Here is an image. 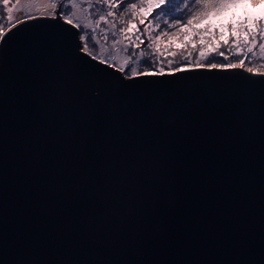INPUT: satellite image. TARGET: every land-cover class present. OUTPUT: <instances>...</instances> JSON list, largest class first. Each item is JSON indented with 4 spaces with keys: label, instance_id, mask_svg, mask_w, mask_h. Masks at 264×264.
Instances as JSON below:
<instances>
[{
    "label": "water",
    "instance_id": "obj_1",
    "mask_svg": "<svg viewBox=\"0 0 264 264\" xmlns=\"http://www.w3.org/2000/svg\"><path fill=\"white\" fill-rule=\"evenodd\" d=\"M58 12L0 39V264H264L260 70L131 78Z\"/></svg>",
    "mask_w": 264,
    "mask_h": 264
},
{
    "label": "rangeland",
    "instance_id": "obj_2",
    "mask_svg": "<svg viewBox=\"0 0 264 264\" xmlns=\"http://www.w3.org/2000/svg\"><path fill=\"white\" fill-rule=\"evenodd\" d=\"M45 1H48L45 2ZM122 11H116L109 5L97 3V0H65L64 7L67 9L69 6L72 8L70 14L71 18L78 20L81 24L88 26V31H91L95 40L99 43L96 47H90L89 51L97 55H100V60L104 61L105 58L111 59V64L122 67L125 61L129 59L128 44L129 41L124 38V33L120 31L121 28H128L129 21L135 23L141 32L144 31L146 25L150 27L149 33H145V44L151 45L150 48H146L145 45H141L139 49H131L133 53H137L134 59L130 60V65L137 68V70H148L146 65L140 64L139 52L143 51L146 56H151L155 53V71H159L160 68L164 70H176L197 67V64H204L208 67L209 59L216 63H237L241 56L235 55L238 47L242 48L243 52L249 56V60L245 61L243 68L253 67L254 71L260 70V73H264V49L259 48L260 43H264V4L260 3V0H248L247 6H241L238 9H230L227 12L216 17H209L206 20L194 21L193 25L189 26V31L180 32L178 29L181 25L186 24L187 19L193 16H201L203 12L210 10V7L215 6L218 0H197V3L192 5L190 9H187L188 15H183L182 11H173L170 16H163L154 20L153 17L159 9H155L152 12L142 11L148 7L147 0H130V3L137 5L136 9H132L130 3L125 5L123 0H119ZM60 0H9V5L2 6L0 3V20L3 21V27L5 30L10 25L8 16L12 17V22H16V17L21 16L26 18L28 16H36L51 12L59 11ZM258 6V7H257ZM257 7V8H255ZM11 8V12L8 9ZM180 8L183 10L184 5L181 4ZM108 11H116L114 17H108L107 21H99V27L96 24L100 15H106ZM135 12L133 17L132 13ZM233 13L235 17L233 18ZM182 17L178 24L172 17ZM145 19L144 24H140L141 19ZM233 23L242 20H257L259 26L257 28V46L253 52L248 53V47L251 45L244 44V36L241 34L239 46L232 42V31L228 27L221 28V25H227L229 20ZM162 21H167L168 24L174 25L172 28H166ZM115 23V28L112 24ZM156 24L160 25V28L164 30L167 35H163L160 40H156V36L160 34L159 30L155 27ZM208 32H205L206 28H209ZM221 33L223 38H221ZM84 33L78 29V35ZM107 36V40L103 37ZM133 43L135 30L132 33ZM203 37V42L202 41ZM251 40V37H248ZM229 42L228 45L224 44V41ZM116 41H119L117 43ZM84 42L80 40V47ZM230 46L227 59L218 55L219 52H223ZM216 48L217 52L212 53L210 50ZM123 49V50H122ZM205 52V56L199 55L200 51ZM175 53V55H172ZM127 69H125L126 71ZM124 73V72H122Z\"/></svg>",
    "mask_w": 264,
    "mask_h": 264
},
{
    "label": "snow or ice",
    "instance_id": "obj_3",
    "mask_svg": "<svg viewBox=\"0 0 264 264\" xmlns=\"http://www.w3.org/2000/svg\"><path fill=\"white\" fill-rule=\"evenodd\" d=\"M148 2V7L146 9H142V11L146 12H152L155 9H159L158 12H156V15L153 17L154 20L159 19L160 17L163 16H170L173 11H182L183 15H188L187 9H190L192 5L197 3V0H147ZM97 3L104 4V5H109L112 8L116 9V11H122L123 9L120 7V2L119 0H97ZM123 3L125 5L130 3V0H123ZM248 0H218V3L215 6L210 7V10L203 12L201 16H193L192 18L187 19L186 24L181 25V27L178 29L180 32H187L189 31V26L193 25L194 21H199V20H206L209 17H216L220 16L221 14L227 12L230 9H238L241 6H247ZM260 3L264 4V0H260ZM65 0H60V4L58 6L59 12L58 14L60 17L63 19V21L68 24L72 25L73 27L79 29L81 32H83V35H80V40L83 41L84 43L81 45V50L86 54L90 55V47H96L97 44L99 43L98 41L95 40L93 34L91 31H88V26L81 24L78 20H75L71 18L70 14L72 12L71 6H69L67 9L64 7ZM184 5V9L182 10L180 8V5ZM3 5L7 6L9 5V0H3ZM130 6L132 9H136L137 5L135 3H130ZM9 12H11V8L8 9ZM116 11H108L106 15H100L99 20L96 24V27H99V21H107L108 17H114L116 15ZM135 12L132 13L133 17L135 16ZM56 13H54V16ZM235 17V13H233V18ZM28 19H33L34 17L28 16ZM173 19L176 20V22L179 24L180 20L182 17H172ZM145 19L140 20V24L145 23ZM264 19V18H262ZM8 20L10 22V25L5 28L3 27V21L0 20V39H4V37L7 35V33H10L12 28L16 27V23L12 22V17L8 16ZM16 22L18 23H23L24 18L21 16L16 17ZM164 26L166 28H172L174 25L168 24L167 21H162ZM259 21L257 20H242L238 21L236 23H233L232 20L230 19L227 23V25H221V28L223 27H228L232 31V42L236 45L239 46L240 44V37L241 34L244 36V44L245 45H251V47H248V53L253 52L254 48L257 46V28L259 26ZM112 27L115 28V23L112 24ZM150 27L146 25L144 28V31L141 32L138 26L133 23L132 21H129V26L128 28H121L120 31L124 33V38L129 41L128 44V50H129V59L125 61L124 66L120 67L118 70L121 72H124L125 75L130 76L131 78L137 77V76H149V75H156V74H163L164 69L160 68L159 73L155 71V53H152V55L146 56L143 51L139 52L138 55L140 57L139 63L146 65L148 70H137V68L132 67L130 65V60L134 59L137 53H133L131 49H139L141 45H145L146 48H150L151 45L145 44V33H149V38H150ZM155 27L159 30L160 34L156 36V40H160L163 35H167V33L164 32L163 29L160 28L159 24H156ZM209 28L205 29V32H208L210 30ZM135 30V36L134 40L136 41L133 43V36L132 33ZM264 31V30H262ZM248 37H251V40L248 39ZM105 40H107V36L105 35L103 37ZM221 38H223V34L221 33ZM6 42V41H5ZM119 43V41H116ZM203 42V37L202 41ZM225 45H228L229 42L227 40L224 41ZM259 48L264 49V43L259 44ZM123 50V49H122ZM212 53L217 52L216 48H212L210 50ZM231 51L230 46L226 48L225 51L219 52L218 55L221 57H225L227 59V56L229 52ZM172 55H175V53H172ZM199 55L201 57L205 56V52L203 50L200 51ZM235 55L241 56V59L238 60L237 63H216L212 62V59H209L207 66L210 68H237V67H244L245 66V61L249 60V56L245 54L242 50V48L237 49V52ZM95 58V57H94ZM107 58H105L106 61ZM115 66V65H113ZM204 64H197V67H204ZM183 66L181 68H178L177 71L182 70ZM125 69H127L125 71ZM248 72H253L254 68L253 67H248L247 68ZM260 75H264V73H258Z\"/></svg>",
    "mask_w": 264,
    "mask_h": 264
},
{
    "label": "trees",
    "instance_id": "obj_4",
    "mask_svg": "<svg viewBox=\"0 0 264 264\" xmlns=\"http://www.w3.org/2000/svg\"><path fill=\"white\" fill-rule=\"evenodd\" d=\"M1 5L3 6V0H0Z\"/></svg>",
    "mask_w": 264,
    "mask_h": 264
},
{
    "label": "bare ground",
    "instance_id": "obj_5",
    "mask_svg": "<svg viewBox=\"0 0 264 264\" xmlns=\"http://www.w3.org/2000/svg\"><path fill=\"white\" fill-rule=\"evenodd\" d=\"M45 2H47L48 3V1H45ZM258 7V6H257ZM257 7H255V8H257Z\"/></svg>",
    "mask_w": 264,
    "mask_h": 264
}]
</instances>
